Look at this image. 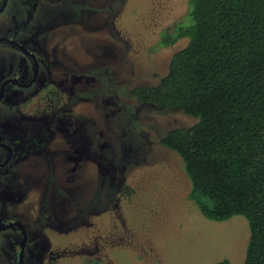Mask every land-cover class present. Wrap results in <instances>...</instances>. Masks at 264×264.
<instances>
[{"label":"rangeland","instance_id":"1","mask_svg":"<svg viewBox=\"0 0 264 264\" xmlns=\"http://www.w3.org/2000/svg\"><path fill=\"white\" fill-rule=\"evenodd\" d=\"M33 1L37 8L25 23ZM188 2L8 0L0 12V33L14 29L20 40L31 34L49 58L38 89H23L33 91L27 116L23 102L0 103L1 132L18 133V122L27 121V136L41 125L53 140L29 153L22 169L27 178L18 181L28 189L10 192L26 213V263L39 240L41 264H244L247 218H205L189 198L182 157L160 141L197 119L131 93L157 85L171 55L187 43L163 46L159 39L184 17ZM7 51L0 43L1 65ZM46 155L60 176L57 184L42 170ZM16 165L4 179L19 173ZM1 192L0 215L11 212ZM9 256L1 239L0 264H15Z\"/></svg>","mask_w":264,"mask_h":264},{"label":"trees","instance_id":"2","mask_svg":"<svg viewBox=\"0 0 264 264\" xmlns=\"http://www.w3.org/2000/svg\"><path fill=\"white\" fill-rule=\"evenodd\" d=\"M182 38L159 83L131 93L197 119L160 141L182 157L205 218H247L244 264H264V0H189L159 44Z\"/></svg>","mask_w":264,"mask_h":264},{"label":"flooded vegetation","instance_id":"3","mask_svg":"<svg viewBox=\"0 0 264 264\" xmlns=\"http://www.w3.org/2000/svg\"><path fill=\"white\" fill-rule=\"evenodd\" d=\"M7 3L8 0H0V12L5 10ZM34 3L33 6L30 4V9L23 22L28 23L30 21L31 16L37 8V1ZM15 32L16 30L13 29L0 33V43H6L10 47V51L6 53L7 60L2 65L0 64V103L19 104L23 102L20 108L22 109L23 115L27 116L30 107L29 102L31 101L30 94L33 91L26 92L23 89L29 87L38 89V86L43 83L40 79L41 76H39L41 74L40 72H42V67L46 62L49 65V58L44 53L43 45L37 43L34 37H31V34L20 40L16 38ZM45 77L47 78V74ZM47 115L49 116V114ZM13 116L19 118L17 114ZM18 124L23 125V130L20 129L18 133L15 131H0V202L2 199V189L4 192H7V197L4 199L9 201L8 203L11 207V212L0 215V240L5 241L6 249L10 253L9 258L15 264H41V253L45 249V246L39 240H37V245L34 246V250L31 249L28 252L29 262L26 263L25 261L27 251L30 249L28 248L29 232L23 221L25 219L22 217L25 211L18 207L17 202L19 201V197L16 194L12 195L10 192L14 191L22 195V192L28 189L25 185L21 186L18 181L22 175L27 178V173L22 169L25 166V161L29 159V153L35 150L37 151L41 147L53 146V140L50 139L51 131L41 125H39V128L33 130L35 134L27 136L25 134L27 131L26 128L31 123L24 121L23 124L21 122H18ZM40 131H43L42 134H38ZM45 160L47 167H42V170L45 175H48V179H51V184H57L60 176L57 172L50 170V166H53L54 163H48L47 155ZM15 164H17L16 169L20 166L19 173L7 181L3 178V174L9 167ZM41 175L42 172L39 173L38 179L41 178ZM16 184H18V187H16ZM44 192L48 195L47 190H44Z\"/></svg>","mask_w":264,"mask_h":264},{"label":"water","instance_id":"4","mask_svg":"<svg viewBox=\"0 0 264 264\" xmlns=\"http://www.w3.org/2000/svg\"><path fill=\"white\" fill-rule=\"evenodd\" d=\"M12 223H17V222H12ZM19 224V223H18ZM20 258H21V252H20ZM21 264V263H20Z\"/></svg>","mask_w":264,"mask_h":264}]
</instances>
